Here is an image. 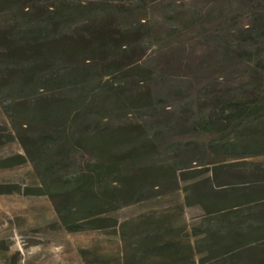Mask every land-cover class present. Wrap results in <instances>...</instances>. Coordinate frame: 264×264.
Returning a JSON list of instances; mask_svg holds the SVG:
<instances>
[{"label":"trees","instance_id":"16d2710c","mask_svg":"<svg viewBox=\"0 0 264 264\" xmlns=\"http://www.w3.org/2000/svg\"><path fill=\"white\" fill-rule=\"evenodd\" d=\"M197 2L207 9L0 0V146L18 147L0 169L28 163L33 177L0 194L47 198L49 230L117 236L104 252L79 247L83 264H264V0ZM239 3L241 27L228 16ZM193 30L218 57L198 64L221 74L161 117L167 96L185 91L140 58L147 45L180 53ZM142 203L156 205L111 215ZM0 264L19 258L3 251Z\"/></svg>","mask_w":264,"mask_h":264},{"label":"rangeland","instance_id":"374dc122","mask_svg":"<svg viewBox=\"0 0 264 264\" xmlns=\"http://www.w3.org/2000/svg\"><path fill=\"white\" fill-rule=\"evenodd\" d=\"M181 1L194 9L199 8L203 11L207 9L197 0ZM247 7L246 3L245 5L239 3L229 9L228 16L234 26L240 25L241 27L248 23ZM156 13L151 12L149 17L157 21ZM201 25L207 32L218 29L215 22L212 24L201 22ZM155 28L160 32L163 31L164 26L157 24ZM193 31L198 33L184 37L185 48L180 53L174 54L167 49L155 48L153 45L152 48L147 45L140 58L144 64L150 65L156 71L168 72L172 70L169 74L171 80L165 81L166 84L169 83L172 88H181L185 91L181 96L176 93L167 96L165 106L159 107V116L161 117L172 116L176 108L186 101L188 96L193 95V93L196 94L197 89L207 82H215V77L221 74L216 69L217 67H209L210 64L202 66L198 64V59L208 63L207 61L215 58L216 54L214 55L209 44L197 40L201 31ZM174 40L182 41L183 37H177ZM179 64L181 67L177 66ZM194 74L197 77H193ZM132 117V115L128 116L129 119ZM211 136L207 134L188 135L183 132L174 135L176 138H192L197 141H206ZM17 150L18 147L14 143L2 145L0 146V156ZM32 181L33 177L28 163L0 169V183L27 184ZM152 205L156 204L131 205L120 208L111 215L121 220L134 216ZM52 219H54V212L50 201L45 197L23 196L16 193L0 194V256L5 251L7 255L19 258V264H83L78 254L79 247H100L102 248L101 251L104 252V247L114 246L109 241L115 240L117 242V236L102 230L76 232L49 230L46 224Z\"/></svg>","mask_w":264,"mask_h":264}]
</instances>
